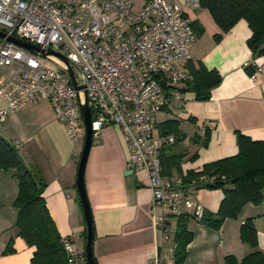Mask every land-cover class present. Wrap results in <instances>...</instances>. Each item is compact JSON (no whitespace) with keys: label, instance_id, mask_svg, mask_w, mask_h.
<instances>
[{"label":"crops","instance_id":"obj_1","mask_svg":"<svg viewBox=\"0 0 264 264\" xmlns=\"http://www.w3.org/2000/svg\"><path fill=\"white\" fill-rule=\"evenodd\" d=\"M129 1L138 9L145 0ZM170 1L181 6L185 3ZM185 11L197 33L189 49V60L183 65L187 67L189 61L201 63L216 70L221 80L210 90L208 99L196 100L192 91H184L182 107L158 113L162 119L157 123L178 122L180 137L165 146V152L184 153L182 174L198 172L206 163L235 155L237 132L253 140H264V78L253 74L255 66L264 64V53L256 55L248 47L251 31L247 22L239 19L222 32L207 9L197 5ZM217 34H221L219 39L214 37ZM5 71L0 66V75ZM205 129H209L206 145ZM0 135L15 149L24 166L38 172L39 178L33 176L44 184L41 195L58 235H74L77 247L84 249L85 222L76 190L83 139L72 142L68 138L45 99L8 113L0 124ZM128 160L129 149L119 126L104 127L93 135L83 178L92 215L96 264H156L160 249L166 252L174 244L173 235L162 240L155 227L146 172L130 168ZM14 173V169H0V264H30L35 247L18 236L14 228ZM189 186L193 201L205 211H217L223 197L221 189ZM154 211L158 213V209ZM248 218L256 230L257 247L264 253L263 191L258 201L244 204L235 218H226L218 229L189 217L187 228L193 237L186 246L183 264H223L226 255L241 259L252 251L239 235L240 225ZM175 220L176 216L170 217L173 232ZM8 242L13 251L6 253ZM162 264H172V259L167 258Z\"/></svg>","mask_w":264,"mask_h":264},{"label":"built area","instance_id":"obj_2","mask_svg":"<svg viewBox=\"0 0 264 264\" xmlns=\"http://www.w3.org/2000/svg\"><path fill=\"white\" fill-rule=\"evenodd\" d=\"M184 6L170 0H0V24L10 35L64 55L74 70L76 89L65 64L54 55L40 56L0 38V124L23 105L47 100L72 142L84 139L80 111L84 97L91 112L93 135L117 125L129 149L128 166L146 172L155 227L162 240L173 235L170 217L200 220L205 209L193 201L190 186L162 175L161 149L175 141L159 135L156 114L179 109L192 76L183 64L196 35ZM43 59L56 64L45 65ZM253 74L264 78V64ZM200 180H206L204 176ZM158 209V213H155ZM66 264H86L75 236H61ZM175 243L160 249L156 264L173 258Z\"/></svg>","mask_w":264,"mask_h":264},{"label":"trees","instance_id":"obj_3","mask_svg":"<svg viewBox=\"0 0 264 264\" xmlns=\"http://www.w3.org/2000/svg\"><path fill=\"white\" fill-rule=\"evenodd\" d=\"M198 5L208 10L222 32H227L239 19H244L251 31L246 42L248 47L256 55L264 53V0H199ZM220 35H215V39H219ZM187 67L192 78L186 82L184 91H192L196 100L208 99L210 90L220 83L218 72L191 61ZM156 128L159 135L172 134L174 138L180 137L178 122L175 120L156 123ZM208 138L209 129H205L204 145ZM236 144L238 150L235 155L206 163L200 171H187L185 174L181 173L180 168L184 153L165 152L167 145L161 149L163 176L172 178L177 175L184 184L222 190L223 197L217 211H205L198 220L212 229H218L226 218H235L244 204L258 201L264 191V140H253L237 132ZM0 169L15 170L17 194L13 205L17 208V217L14 228L18 236L35 247L30 264H66L60 236L41 195L44 187L42 180L34 178L15 149L1 135ZM201 176L206 180H200ZM189 217L191 216L176 215L172 264H183L186 257V246L193 237V233L187 228ZM239 235L241 241L247 243L252 251L241 259L226 255L223 264H264V253L257 247L256 230L251 219H246L240 225ZM11 251L13 249L8 242L4 252ZM94 262L96 264L95 259Z\"/></svg>","mask_w":264,"mask_h":264},{"label":"water","instance_id":"obj_4","mask_svg":"<svg viewBox=\"0 0 264 264\" xmlns=\"http://www.w3.org/2000/svg\"><path fill=\"white\" fill-rule=\"evenodd\" d=\"M0 38H6L9 42L22 47L24 49H27L33 53H37L40 56H46V55H54L58 59H60L66 66V72L69 74L70 81L72 85L76 89L83 88V83H78L74 70L71 67L69 61L65 58L64 55L60 54L59 52L53 51V50H43L41 49L37 44L25 41L23 39L17 38L13 35L8 34L7 32L0 30ZM80 111L83 119L84 129H85V135L83 139V145L80 153V157L78 160L77 165V177H76V190L78 194L79 203L83 212L84 216V222H85V242H84V252H85V259L86 264H95L94 258H93V252H92V246H93V229H92V215L90 206L88 203V199L86 196V191L84 187V168L86 164V160L88 157L89 149L92 143V137H93V130L91 128V112L90 107L88 105V100L86 97H84L83 102L80 103ZM32 174L39 178L38 172L35 170L34 167L30 169Z\"/></svg>","mask_w":264,"mask_h":264},{"label":"rangeland","instance_id":"obj_5","mask_svg":"<svg viewBox=\"0 0 264 264\" xmlns=\"http://www.w3.org/2000/svg\"><path fill=\"white\" fill-rule=\"evenodd\" d=\"M192 27H193L194 33H197V28H195V26H193V25H192ZM0 30H7V28L4 25L0 24ZM43 61H44L45 65L50 67V68H56L57 67L56 64H54L51 61H48L46 59H43ZM160 119H162V116L157 113L156 114V120H160Z\"/></svg>","mask_w":264,"mask_h":264}]
</instances>
